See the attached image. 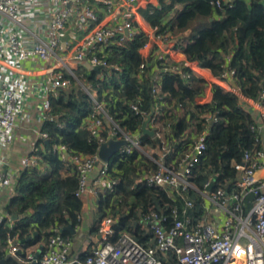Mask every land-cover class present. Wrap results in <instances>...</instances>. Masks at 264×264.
<instances>
[{"label": "built area", "instance_id": "built-area-1", "mask_svg": "<svg viewBox=\"0 0 264 264\" xmlns=\"http://www.w3.org/2000/svg\"><path fill=\"white\" fill-rule=\"evenodd\" d=\"M236 1L215 0L214 4L225 9ZM153 2L0 0V193L7 190L14 194L16 189L9 169L8 150L15 136L18 115L29 94V63L44 61L50 64L47 67L51 70L36 87L41 126L51 118V101L56 91L76 83L92 100L82 129L97 137L100 145L93 154L74 152L61 140L51 144L49 132L42 127L37 131L39 142L23 159L25 170L44 169L41 151L49 146L61 160L62 169L68 170L69 175H77L75 192L85 202L89 194L99 198L119 189L121 179L111 172L119 160L136 150L158 165L157 169L144 172L137 181L167 189L172 196L178 195L181 203L173 208L174 220L170 226L165 223L166 217L153 209L139 211L141 228L152 235L149 243L140 242L132 226L117 229L119 216L99 214L95 230L77 251L73 249L72 237L60 234L58 227H51L45 243L37 250L36 245L25 246L19 234L9 235V255L19 256L22 251L24 256L20 259L31 264H165L174 258V264H264V88L256 97L243 92L237 84L236 69L231 66L233 54L225 55L220 76L209 75V68L197 61L185 62L173 56L171 51L185 54L183 45L188 31L174 32L170 18L162 26L148 22L147 27L144 25L147 23L140 22L137 18L140 4L153 5ZM153 6L161 7V0ZM99 7L109 14L101 17ZM140 35L146 40L140 48L142 61L137 70L141 77L151 75L153 101L150 111L142 110L136 102L130 103L134 112L143 117L142 133H134L121 127L110 114V106L115 101H108L106 96L113 89L109 79L122 72L121 65L111 61L112 54ZM83 67L88 69L86 72L97 69L98 78L110 84L101 95L93 83L79 79V69ZM173 73L183 78L194 74L212 87L217 85L235 93L239 106L251 112L255 119L254 146L244 150L241 161H232L238 174L235 188L230 192L224 188L211 190L210 179L202 191L207 212L197 218L190 215L194 201L186 194L189 189L197 188L193 172L206 154L208 130L194 134L190 148L182 153L177 165L167 162L172 152L167 142L172 122L163 123L170 103L160 88L164 77ZM208 117L211 122L218 121L213 115ZM147 121L146 127L152 133L144 132ZM146 135L161 144L148 146L144 141ZM109 140L126 141L115 153L114 160H105L99 154L101 144ZM183 140L187 142L188 136ZM249 194L254 196V201L244 212L242 204ZM0 216V221H8L13 226L10 214ZM40 248V255L36 256Z\"/></svg>", "mask_w": 264, "mask_h": 264}, {"label": "trees", "instance_id": "trees-1", "mask_svg": "<svg viewBox=\"0 0 264 264\" xmlns=\"http://www.w3.org/2000/svg\"><path fill=\"white\" fill-rule=\"evenodd\" d=\"M214 1L161 0V7L149 5L142 13L152 25L162 26L170 18L174 32L190 30L183 45L187 59L209 68L215 76H220L224 70L225 55L233 54L231 66L236 69L237 84L245 94L256 97L264 88V0H237L232 7L225 9L216 7ZM145 40L146 37L140 35L112 54L111 61L120 64L122 72L109 79L113 89L106 96L108 101H115L114 106H110V114L121 127L134 133H142L143 117L134 112L130 103L136 102L142 110L150 111L153 101L151 75L141 77L137 70L142 61L140 48ZM98 73L94 69L84 74L79 72L78 77L93 83L101 95L110 84L100 80ZM205 86V79L194 74L183 78L173 73L164 77L160 88L170 103L163 118L164 125L172 122L167 135V142L172 147L168 163L177 165L182 153L190 148L194 134L208 130L206 154L193 172L197 188L189 189L186 194L194 201L190 209L193 218L207 212L202 191L210 179L213 181L211 190L224 188L230 192L235 188L238 174L232 161L242 160L244 150L254 146L256 136L252 130L254 115L239 106V97L235 93L216 85L212 101L197 104L195 99L203 93ZM91 104L90 95L79 84L58 89L51 101V118L43 126L50 134L49 142L53 144L61 140L74 152H97L100 145L97 137L82 129ZM209 115L217 117L218 121L211 122ZM185 135L188 136L187 142L183 140ZM144 141L151 147L161 144L149 135ZM41 155L44 169L24 170L15 180L16 192L11 206L20 218L13 226L9 223L0 226V260L8 256L9 235L19 234L25 246H30L46 239L51 227L61 229L69 223L74 227L80 223L84 202L75 192L77 175H62L63 164L49 146L41 151ZM157 167L156 162L135 150L119 160L111 172L121 179L119 189L98 198L99 214L119 216L117 229L134 227L133 234L142 243H149L152 235L141 228L139 211L153 209L165 216V223L170 226L174 220L173 208L180 200L167 189L137 181L141 173ZM253 201L254 196L249 194L242 204L244 212L250 209ZM91 230L93 232L95 228ZM62 235L71 236L72 233L64 229ZM22 256V251L19 256L10 255L6 264H31L23 262ZM175 261L174 258L165 264H174Z\"/></svg>", "mask_w": 264, "mask_h": 264}, {"label": "crops", "instance_id": "crops-1", "mask_svg": "<svg viewBox=\"0 0 264 264\" xmlns=\"http://www.w3.org/2000/svg\"><path fill=\"white\" fill-rule=\"evenodd\" d=\"M158 0H154L153 5L156 4ZM152 5V4H151ZM149 5H144L143 3L140 4V8L137 10V18L140 22L147 23L144 24L147 27L148 20L142 13ZM100 8V7H99ZM102 11H100L101 17L107 16L109 12H106L105 8H100ZM150 23V22H149ZM191 31L188 30V35L190 36ZM187 35V36H188ZM166 47V46H165ZM173 56L176 58H180L183 61H187V58L185 54H182L181 52L177 51H171ZM48 62H31L29 63V66L31 67V72L29 73V94L27 95V101L24 104L23 108L21 109L18 118H17V128L15 131V136L12 141V144L8 150V160H9V169L12 172L13 178L16 180L22 171L25 170L23 159L27 154L31 151V149L34 147V144L39 142L38 140V129H42L43 126H41L40 123V111H39V105H40V98L37 96L39 95L36 93L37 85L40 82L41 79H43L45 76H47L50 72ZM48 66V67H47ZM197 67V66H196ZM198 68V67H197ZM88 69L83 67L82 69H79L81 71V74H84ZM208 71V70H205ZM209 75L212 74L211 70L209 69ZM214 87V86H213ZM213 87L210 84L206 83V86L204 88L203 93L196 97L195 101L197 104H206L210 103L213 99ZM47 148V147H46ZM46 148L44 150H46ZM50 149V147H49ZM46 168V165H45ZM47 171V170H46ZM61 173L63 176L69 175L68 170L61 169ZM16 192V189L14 191V194ZM13 193L4 190L0 193V215L6 216L11 215L12 218L11 223H16L18 218H20L19 213H16L12 211V198L14 196ZM99 216V204H98V198L94 196L93 194H89L86 197V200L83 204V208L80 213V223L77 226H73L75 231L72 232V235L70 237L73 238V249L74 251H77L80 249L81 245L83 244L84 240L87 238V236L92 233V227H94L95 222L97 221V218ZM1 220V216H0ZM5 221V220H4ZM0 221V226L3 224H7L8 221L4 222ZM70 224V223H69ZM68 225V224H67ZM65 225L63 228L59 229V233L62 234V230L65 229L67 226ZM67 230V229H66ZM64 236V235H63ZM32 236L29 238L31 239ZM44 238L42 240L34 245H36V248L38 249L41 244L44 242ZM9 255V254H8ZM10 256V255H9Z\"/></svg>", "mask_w": 264, "mask_h": 264}, {"label": "water", "instance_id": "water-1", "mask_svg": "<svg viewBox=\"0 0 264 264\" xmlns=\"http://www.w3.org/2000/svg\"><path fill=\"white\" fill-rule=\"evenodd\" d=\"M99 69V67H97ZM148 125V121L145 123V129H144V132L146 133H152L151 131H149L147 129V126ZM126 143L125 140H109L103 144H101V147H100V150H99V154L100 156L105 159V160H110L113 158V156L115 155V153L117 152V150ZM47 144H49V142H47ZM65 229L67 230H70L72 232L75 231L73 225L70 223L68 224ZM40 252H41V248L36 252V256H39L40 255ZM7 258H9V255L0 260V264H6V260ZM33 264H36V262H34Z\"/></svg>", "mask_w": 264, "mask_h": 264}, {"label": "rangeland", "instance_id": "rangeland-1", "mask_svg": "<svg viewBox=\"0 0 264 264\" xmlns=\"http://www.w3.org/2000/svg\"><path fill=\"white\" fill-rule=\"evenodd\" d=\"M143 175V173H141L138 177H139V179H140V177Z\"/></svg>", "mask_w": 264, "mask_h": 264}]
</instances>
